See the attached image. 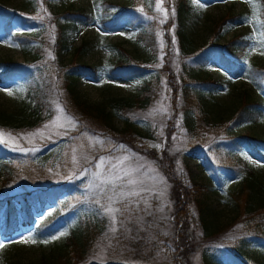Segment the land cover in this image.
<instances>
[{
	"label": "rangeland",
	"instance_id": "rangeland-1",
	"mask_svg": "<svg viewBox=\"0 0 264 264\" xmlns=\"http://www.w3.org/2000/svg\"><path fill=\"white\" fill-rule=\"evenodd\" d=\"M187 1L190 10L183 20L180 0H136L135 24L141 18L152 25L154 44L150 46L140 40L136 28L108 32L98 20L80 25L72 33L70 51L62 57L51 52L49 38L44 40V35L39 39L42 53L38 63L44 66V74H56L53 80H59L57 74L70 64L72 52L84 47L83 63L95 68L96 77L78 81L77 90L91 106L110 111L112 98L148 102L145 109L124 114L126 120L114 118L115 131H111L107 125L82 119L67 107L65 94L54 93L34 127L0 128L6 141L0 146L8 157L16 164L32 166L7 185L6 197L65 190L60 191L64 195L56 206L35 210L36 219L55 208L60 211L59 225L50 232L35 236L33 224L5 236L0 221V244L4 245L0 248V264H41L54 247H63L72 230L87 223L100 227L102 235L95 253L79 264H264V246L255 243L253 233L234 221L237 213L230 194L240 189V174L228 171L225 178L224 168L232 164L227 153L237 151L242 143L235 147L233 139L251 135L264 139V117L256 123L232 121L228 128H206L194 110L179 103L180 87L189 85V73L194 67H201L204 77L209 75L219 83L220 87L205 89L214 112L227 122L242 96L259 99L250 77L252 67H264L258 12L252 0ZM109 4L125 5L129 0H0V6L14 15L16 30L31 25L47 31L54 23L49 18L67 6L99 17ZM229 14L246 17L228 20L217 29ZM181 21L197 46L193 54H185L179 46ZM63 23L60 20L57 24ZM237 37L249 42L240 61L233 60L238 74L224 68L219 57L208 56ZM118 46L146 69L141 76L135 70L130 72L136 75L133 78L111 77ZM3 59L20 64L34 62L32 55L25 54L11 38H0V60ZM148 83L151 85L145 90ZM28 105L32 103L24 85H0V112L19 115ZM54 122L64 126L54 127ZM40 132L44 135H33ZM251 152L239 154L264 180V151ZM123 157L127 160L122 169L138 168L134 175L142 183L136 186L139 196L120 200L116 198L120 187L113 189L101 181L116 174L112 165ZM100 160L105 163L97 168ZM110 196L116 202L110 201ZM109 205L119 209L115 222L106 212ZM24 238L29 242H21ZM243 241L247 246L244 252L239 250Z\"/></svg>",
	"mask_w": 264,
	"mask_h": 264
},
{
	"label": "trees",
	"instance_id": "trees-1",
	"mask_svg": "<svg viewBox=\"0 0 264 264\" xmlns=\"http://www.w3.org/2000/svg\"><path fill=\"white\" fill-rule=\"evenodd\" d=\"M136 0H129V4L113 5L109 4L105 8V14L99 17L89 15L83 9L77 10L70 6L64 8L59 14L55 13L54 17L49 19L54 23L45 28L34 29L31 25H26L16 30L13 26V16L8 9L0 6V38H11L15 41L25 54L32 55L34 62L20 64L10 59L0 60V85H9L13 82H19L25 86L26 96L32 103L28 105L26 110H22L18 115H9L0 112V128L11 127H34L41 119V116L48 103V98L54 93H63L66 96L67 107L72 108L84 120H91L101 126H109V130L115 131L114 118L125 119L124 114L135 109H145L148 99L139 98H112L110 111L106 108L91 106L82 100L78 90V81L85 77H96L94 67L84 64L82 60L83 50L78 49L72 52L70 64L63 67L64 71L57 74L59 80H53V76L44 74L45 68L39 64L41 59V47L39 39L44 35V40L49 38L48 46L54 55L63 56L70 51V37L73 32L79 30L80 25H90L98 20L100 27L104 31L115 32L118 29L133 28L137 29V35L142 42L149 46L154 44V32L148 22L141 18L138 25L135 24L138 16L135 15L134 6ZM259 17V29L264 39V0H252ZM180 15L183 17L189 12L190 6L187 0H180ZM115 10L114 13H110ZM245 14L234 16L229 14L228 17L222 19L218 25H226L228 20H244ZM48 19V20H49ZM63 20L62 25L57 23ZM178 37L180 38L179 46L185 54H193L198 49L193 40L189 38L188 31L185 29L184 22L179 24ZM36 42H38L36 44ZM247 40L239 37L227 42L224 46H220L209 58L219 57V62L224 68L238 74V65L233 60H239L245 50ZM264 44V42H263ZM117 61L110 70V75L114 79L121 77L133 78L130 72L137 70L138 76L141 71L146 69L139 65V62L131 56V54L122 48L117 47ZM166 63L169 60V52L165 53ZM62 65V61L57 62ZM61 68V67H60ZM250 77L254 83L259 99L245 94L241 97L239 105L232 114V118L227 122L226 118L220 117L215 113L211 100L205 88L220 87L219 83L211 76L204 77L201 67H194L190 70L189 85L180 87L179 103L187 106L186 109L194 110L200 119L201 126L206 128L222 129L228 128L232 121L243 122L245 124L256 123L260 118L264 117V67L254 66L250 69ZM150 83V82H149ZM146 84L145 90H148ZM185 96V97H183ZM130 126V125H129ZM222 131V130H221ZM218 132V131H216ZM242 142V143H241ZM233 145H239L237 151H229L227 159L232 163L224 167L226 174H240L241 187L237 192H232L231 200L236 209L235 222L241 224L245 231L253 233L251 236L255 239V243L264 246V180L257 175L253 168L249 165L239 153L244 151L248 155L251 153L259 154L264 151V139L258 135L243 137L241 139H233ZM33 164L32 162H29ZM32 166L23 163L16 164L8 157L6 149L0 146V221L2 223V234L10 235L20 224L30 226L38 222L35 228V235L41 236L45 232H50L59 225L61 213L57 208L48 212L43 218L36 219L35 210L39 207H45L47 204L56 206L64 194V189L42 192L34 194H23L20 196L6 197L4 191L15 177L23 174ZM235 168V169H234ZM16 179V178H15ZM8 185V186H7ZM102 235V229L94 223L83 224L72 230L63 247H54L50 256L43 258L41 264H79L89 260L96 251V243ZM240 251L244 252L247 247L243 241L240 245ZM247 258V256H246ZM10 264V263H9ZM19 264V263H11ZM212 264H216L212 262ZM244 264H249L245 261Z\"/></svg>",
	"mask_w": 264,
	"mask_h": 264
},
{
	"label": "snow or ice",
	"instance_id": "snow-or-ice-1",
	"mask_svg": "<svg viewBox=\"0 0 264 264\" xmlns=\"http://www.w3.org/2000/svg\"><path fill=\"white\" fill-rule=\"evenodd\" d=\"M157 8H160V5L157 4ZM11 94V93H9ZM69 123H72L69 120ZM54 127H63L64 125L59 124L58 122H54L53 124ZM48 125H45V128H48ZM33 135H40L43 136V132L40 133H36ZM6 142L4 139V134L0 133V143H4ZM98 143H100V141H97ZM127 160V157H123L121 158L116 164L112 165V169L115 170V175L102 180L101 183L103 184H111L113 186V189L117 188L118 186L120 187L121 191H119V193L116 194V198L123 200L126 197H133V196H139L140 192L136 190V186L140 183H142V181H140L135 175L134 173H138L139 169L138 168H128V169H122V165H124L125 161ZM105 163L104 160H100L99 163L96 165L97 168H101L102 165ZM122 172V175H121ZM117 182H119V185L117 184ZM124 188H128V191H124ZM109 200L112 201L113 203L116 202V199H114L113 196L109 197ZM119 209H115L113 207H111V205L108 206V208L106 209V212L111 215L113 222H115V213L118 212ZM115 230V229H113ZM61 235H65V233H61ZM21 242L24 243H28L29 240L28 238H24ZM32 243H35V241H31ZM4 247V245L0 244V248Z\"/></svg>",
	"mask_w": 264,
	"mask_h": 264
}]
</instances>
